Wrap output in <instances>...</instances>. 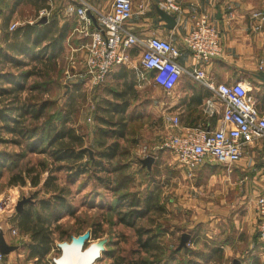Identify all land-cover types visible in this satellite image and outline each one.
<instances>
[{"label":"rangeland","instance_id":"1","mask_svg":"<svg viewBox=\"0 0 264 264\" xmlns=\"http://www.w3.org/2000/svg\"><path fill=\"white\" fill-rule=\"evenodd\" d=\"M179 1L183 7V1ZM259 9L255 11L264 13L262 9ZM3 64L5 69L7 68L11 71L13 69L19 73L20 71H28L34 66L32 63L27 65V67H18L14 66L11 61H5ZM48 66V69H42L46 73L33 75L25 80L26 85L25 90L21 93V102L26 101L25 98L27 97H32V100L38 104L50 101L44 115L38 120L32 119V116L29 115L25 126L30 129L36 126L41 127L43 123L48 122L50 117L65 111L68 112L67 110L69 109L68 116L71 119L67 125L74 126L79 134L84 133L86 142L88 141V145L84 148L94 157V150L89 146V143L95 138L92 133L93 129L101 125L95 119L96 109L101 100L105 98L113 99V96L107 92L109 86H103L104 84L102 83L99 89H96L91 81L89 84L78 86L74 83L62 86L61 82H65L63 64L56 62L51 66L48 63ZM44 82L49 83L44 86ZM1 83L8 87L11 85L10 82L6 83L5 80L3 82L1 80ZM38 84H41L42 87ZM124 87L126 88V86ZM120 88L123 87L121 86ZM136 89L137 95L132 102V108L134 116L137 115V119L132 127V134L130 133L134 136L120 139L122 143L120 150L126 152H122V155L116 158L111 166L108 167L114 168L115 165H123L124 167L119 172L113 171L112 175L111 173L108 174L113 179L111 187L103 183V180H100L104 177L106 171L100 172V175L97 174L101 177L98 179L97 175H95V168L89 167V165L90 171L84 172L76 180H73L70 177L71 171L58 169L59 163H53L52 165V157L45 152L26 153V139L28 138H25L24 141L19 134L7 131L5 126L1 128L0 137L2 141H0V149H7L17 155L24 153V155L19 156V161L17 160L19 169L21 165L26 168L34 163L38 164L41 160H46L50 165L43 172L42 181L38 186H33L30 181H27L26 185H9L8 177L10 172L17 170V167H15L16 169L14 167L11 168L10 164L0 179V203L8 199V202L4 203V208L0 214V224H2L1 222H12L10 223L11 226H9L11 227V233H9L10 230H7V239L11 244H17L24 248L26 242L30 243L32 240L31 234H26L20 227H16L18 226L19 217V212L16 209L18 201L30 197L32 200L25 202L24 209H31L34 215L37 213L45 215L54 209V204L44 208L42 207V201H46L52 198L55 193L61 192L67 197L70 207L68 210H64L58 220L52 222L49 231L53 240V248L51 253L41 261V264H50V261L57 264L58 262L54 260H59L63 256V249L59 246V243L70 242L74 236L87 231L91 232V237L86 240L84 249L89 248L98 240L107 239L105 250L99 251L100 255L93 264H132L141 259L151 262V264L156 262L158 264H188L189 259H193L195 261L194 264H217L219 262L220 264H231L229 263L231 260L226 259L223 261L222 255L219 256L220 259L217 258L212 263L205 260V253H208L209 250L208 245L205 244V239L208 238L206 231H208L209 226L206 228L205 223L195 222L193 218L195 215L198 219L207 217L208 208H211V210L227 208L229 213H234L232 212L233 208H239L240 211L246 209L247 201L239 200V189L241 186L232 190L230 178L223 175L216 173L212 176L208 175V173L199 174L196 172L194 174V171L186 167L183 170L179 163L175 162L176 156L168 150L158 148L160 151L157 154L156 152L150 153V148H148L147 144L157 143L159 147L166 135L173 131L170 119H167L162 114V109L153 100L155 97L166 98L167 95L157 89L156 85L151 82ZM15 97V94H0V101H2L0 105H3V107L12 106ZM154 104H156L155 108ZM140 111L142 112L141 116L137 114ZM99 113V115H106L102 109ZM17 118L20 117L18 116ZM0 125H5L4 121ZM15 139L22 140V143H14ZM130 144H135L131 152L128 150ZM150 156L153 157L151 162L153 167L149 170L152 174H147V172L135 173L134 180L130 185V191L138 192L143 197L142 202H144V197L153 189L154 195L160 196L159 201H154L158 206L156 205L155 210L150 214L140 215L135 222L136 225L124 223L123 218L128 212L129 203L124 200L121 202L122 206H116L117 201L115 199L118 191L113 188V185H116L122 178H126L125 176L131 172L130 170L141 169L143 163H147L145 159ZM131 158H137V162L140 164L137 165L135 162L130 168L125 166ZM50 168H53V172H51ZM51 173H53L54 179L51 180L48 186H45L44 181ZM232 181L234 182V179ZM99 193L103 194V197H100ZM111 202H115V206H112ZM143 204L141 203L138 206L139 209L143 208ZM159 219H163V222L167 221L169 225H167L168 232H161L163 230L157 224ZM190 219H192V222ZM232 224L234 223L225 224L227 232L230 229H234ZM257 225L256 230L258 229ZM140 226H145L148 233L141 240H139L137 233V227ZM13 227L18 229L17 233H13ZM199 230L200 237L197 238ZM253 231H255V228L252 229L251 233ZM155 233L158 235V239H155L154 244L152 243L150 248L147 249L143 246V242L148 236L156 235ZM258 238L257 231L256 239L261 242L260 238ZM27 253H30V251L27 250ZM263 255L264 251L260 252L261 260ZM32 260H26L23 256V258L18 260V264H37L35 260Z\"/></svg>","mask_w":264,"mask_h":264},{"label":"crops","instance_id":"2","mask_svg":"<svg viewBox=\"0 0 264 264\" xmlns=\"http://www.w3.org/2000/svg\"><path fill=\"white\" fill-rule=\"evenodd\" d=\"M132 1L134 13L126 23V27L143 38L153 34L170 37L182 48L179 62L186 68H192V56L183 44V37L192 28L193 14H207L210 21L221 29V41L224 48L223 54L207 65V80L216 84L236 80L245 81L260 107L264 109V81L256 77V73L260 70L259 62L264 58V27L261 30L255 29L258 20L253 16V12L259 8L264 11V0H182L184 13L174 15L176 23L173 27H170L169 22L164 18L160 6L162 0ZM112 2L113 0H1L0 76L5 75L6 71H11L4 68L3 62L11 61L14 66H18L14 64L12 57L22 59L24 62L30 61V64H35L39 59L40 56H34L30 49H24L21 46L26 42L27 28L33 26L36 28L34 33L32 36L27 35L28 39H31L28 42L29 47L33 44V40L37 36L36 33L39 31L45 29L44 33H52L53 38L50 36L43 38V41L37 44L35 52L44 49L45 51L41 55L44 61L55 58V63L63 64L65 82H61L62 86L73 83L77 86L89 84L90 80L83 74V70L87 56L86 44L91 37L79 30L83 25L77 13L78 8L93 6L108 11L111 9ZM97 26V23H94L92 28ZM36 30L38 31L36 32ZM52 54L55 56L51 57ZM130 54L132 60L116 67L103 86L115 88L123 85L125 80L121 78V70H124L133 75L134 78L131 80L135 83L136 91V88L151 82L156 85L157 89L166 93V98L155 97L153 100L162 109V114L167 119L171 114H179L182 128L192 126L217 128L220 126L221 115H210L205 110L204 99L214 95V92L206 84L185 75L173 90L166 91L160 85L155 84L152 81V76L147 72H145V78H140L138 75L139 68L137 67L140 65L141 59L139 49H132ZM23 67H27V65H23ZM12 72L15 70L12 69ZM99 86L94 85L93 87L99 89ZM107 92L110 93L109 90ZM131 101L133 102L134 99ZM132 105L128 108V112L134 111ZM155 107L156 104H154ZM137 114L141 116L142 112H137ZM86 145H88V141ZM147 145L150 148V153L156 152L157 154L160 151L157 143ZM84 147L83 149H85ZM136 164H140L137 159ZM179 165L185 170L181 164ZM152 167L151 164L143 163L145 170L149 171ZM190 170L194 171V174L195 172L208 173V175L214 176L217 173L230 178L231 189L235 190L236 187L241 186L240 193L238 192L239 200L248 203L246 209H242L245 211L232 207V212H239L235 214L229 213L227 208L222 210L208 208L207 217L198 219L195 215L193 218L195 222L205 223L206 228L209 226L206 231L208 238L205 239V244L209 247L208 253L221 252L222 260H231L229 262L231 264H249L257 259L261 260L259 255L264 251V246L256 239L258 223L256 201L257 197L264 193V138L255 139L247 144L242 159L234 163L233 166L205 163ZM190 221L192 222V219ZM230 222L235 224H232L234 229L227 232L225 224ZM1 223L3 225L1 224L0 233L3 232L8 244L16 246L9 254H5V264H18V260L23 256L26 260L33 259L36 262V259L30 258L27 253V250L30 251L27 246L29 242H26V246L22 248L17 244H11L7 239V230H10L9 233H11L9 226L12 222ZM16 227L18 228V226ZM253 228L255 231L251 233ZM199 233L200 230L197 238L200 237ZM260 248L263 250L260 251ZM262 258L261 261L264 263V255ZM54 261L57 262V259ZM213 261L209 260L211 263ZM50 264H54L53 261H50Z\"/></svg>","mask_w":264,"mask_h":264},{"label":"built area","instance_id":"3","mask_svg":"<svg viewBox=\"0 0 264 264\" xmlns=\"http://www.w3.org/2000/svg\"><path fill=\"white\" fill-rule=\"evenodd\" d=\"M160 6L172 15L184 13L179 0H162ZM89 10L96 19L98 26L95 28H92L95 21L88 14ZM77 13L83 25L79 30L91 37L86 44L83 74L92 84L104 83L116 67L132 60L130 52L138 48L140 78H145L146 70H153L152 81L171 91L184 75H189L214 92L204 99V107L210 115H221L217 128H182L179 114L168 116L173 131L166 135L159 148L172 152L183 167L195 169L205 163L233 165L242 159L247 144L264 138V112L248 84L243 80L217 84L207 80V65L224 51L221 29L207 14H193L192 28L183 37V44L192 56V68H186L179 62L182 48L170 37L153 34L143 38L126 27L134 13L132 0H113L108 11L83 6ZM253 16L258 20L255 29L261 30L264 13L254 11ZM259 69L264 70V58L259 62ZM7 200L0 203V214ZM256 211L257 231L264 246V193L257 197ZM17 231L13 227V233ZM0 264H5V254L1 250Z\"/></svg>","mask_w":264,"mask_h":264},{"label":"trees","instance_id":"4","mask_svg":"<svg viewBox=\"0 0 264 264\" xmlns=\"http://www.w3.org/2000/svg\"><path fill=\"white\" fill-rule=\"evenodd\" d=\"M35 29L36 28L33 26H29L27 28L26 42L22 43L21 45L24 49H30V52L34 56H40L39 59L36 60L34 66L28 71H20V73L6 71L5 75L0 76V94L7 93L15 94L16 96L12 106L10 105L9 107H3V105H0V124L2 121H4L5 124L0 125V130L1 128H4L3 126H5V129L7 131L19 134L22 140L25 141V138H28L26 139V153L45 152L47 155H50V157H52V165L53 163H59L58 169L70 170V177L73 178V180H76L84 172L90 171V166L96 169H94V171H96L95 175H100V172L106 171L107 175L105 174L104 177H102V179L100 180H103V183L111 187L113 179L108 174L111 173L112 175L113 171L119 172L124 167L123 165H115L114 168L108 167L111 166L116 158L122 155V152H126L120 150L122 144L120 139L134 136L131 134L133 131L132 127L134 126V122H136L137 119V115L134 116L133 111L128 112V108L132 105L131 99H135L137 95V91L134 89L135 83H133V81L131 80V78L133 79L134 77L131 73L121 70V78L125 80L124 84L120 85L119 87L107 89L113 96V99L105 98L101 100L97 105L98 107L96 109L97 111L95 119L101 125H98L97 128L93 129L92 133L95 138L92 139L91 143H89V146H91L94 150V157L90 155L89 151L83 149V147L86 145V138L84 133L79 134L74 126L67 125L68 121L71 119V117L69 118L68 116L69 109L67 110L68 112L65 111L66 113L62 112L58 113L59 115L50 117L48 122L43 123V126H36L33 129H30L25 126L28 116L31 115L32 119L35 120L40 119L44 115L46 108L50 104V101H44L43 103L38 104L32 100V97H27L25 98L26 101L21 102V93L25 90L26 85L25 80L33 75L46 73L42 71V69H48V63H50L51 66H53L55 63V58L46 59V61H44V58H41V55L45 51L44 49L42 51L40 49L35 52L36 48L38 47L37 44L42 42L43 38H47L48 36H50V38H53L52 33H44L45 29L39 31L38 33H36L37 36L33 40V44L30 47L28 46V42H30L31 39H28L27 35L32 36V33H34ZM37 31L38 30H36V32ZM19 50L24 51L22 49ZM36 53L39 54L36 55ZM53 55L54 54H52L51 57L55 56ZM12 61L19 67L30 64V61L24 62L22 59H14L13 57ZM146 72L149 75L153 76V70H146ZM1 80L2 82L3 80H5L6 83L10 82V87L4 86L1 83ZM48 83L49 82H44L43 84L44 86H46V84ZM38 85L41 86V84ZM121 86L123 88H120ZM124 86H126V88ZM1 102L2 101H0V104ZM259 108L262 112H264V109H262L260 105ZM101 109L103 112H105L106 115H99ZM18 116L20 118H17ZM22 140L15 139L14 143H22ZM0 141H2L1 137ZM133 146H135V144H130V146L128 147L129 152H131ZM22 155H24V153L17 155L11 153L7 149H0V179L2 178L10 164L11 168L17 167V170H13L10 172L8 177L9 185H26L27 181H30L33 186H38L42 181L43 172L48 169V166L50 167L49 163H47L46 160H41L38 162V164L34 163L33 165L26 168L22 167L21 165V168L19 169L18 159L19 156ZM136 159L137 158H131L130 161H127L125 166L130 168L131 165L136 162ZM141 167V169L139 168L130 170L131 172H129V174L125 176L126 178H122L117 182L116 185H113V188L118 191L115 199L117 201L116 206H122L123 204L121 202H123L124 200H127V203H129V209L128 212H126V214L124 215L123 222L131 225L135 224L137 218L140 215H147L153 212L155 210V206H158V204H155L156 202L154 201L160 200V196L154 195L153 189H151L152 191L150 190V192L147 193V196L144 197V202H142L143 197L138 192L130 191V185L134 180V176L136 175L135 173L147 172V174H152V172L145 170L143 166ZM50 170L51 172H53V168H50ZM98 175L97 178H101ZM52 179H54L53 173H51L50 176L44 181V185L48 186ZM98 195L100 197H103V194L101 193H99ZM141 203H144V206L142 205L143 208L139 209L138 206ZM51 204H54V209L46 213L45 215H40V213L34 215L31 209H24L23 211H20L18 213L19 217L17 225L24 233L31 234L32 240L27 245L30 249L29 257L36 259L37 264H41V261L46 258L47 255L52 251L53 240L51 238V232L49 231L52 222L58 220L63 214L64 210H68L70 207L69 202L67 201V197H65L64 193L61 192L58 194L55 193L52 198L46 201H42V207L44 208L49 207ZM114 204L115 202L112 203V206H115ZM157 224L163 230L161 232L165 233L167 231V221L163 222V219H159ZM137 233L139 240L144 238L145 234H148L145 226L137 227ZM155 239H158L157 234L148 236L143 242V246L149 249L150 245H152ZM197 254L199 255V253ZM205 254L206 261H215L217 258L220 259L219 256L222 255L221 252L217 251L216 254ZM194 263L195 261H193V259L188 260V264ZM132 264H151V262L141 259L133 262ZM155 264H158V262H156ZM217 264H220V262ZM250 264L264 263L261 260L257 259V261L251 262Z\"/></svg>","mask_w":264,"mask_h":264},{"label":"water","instance_id":"5","mask_svg":"<svg viewBox=\"0 0 264 264\" xmlns=\"http://www.w3.org/2000/svg\"><path fill=\"white\" fill-rule=\"evenodd\" d=\"M161 10L164 13V18L169 22V26L173 27L175 25V23H176L175 16L170 14V13H168V12H166L162 8H161ZM88 14L91 17H93V19L95 21V24H96V19H95L94 15L92 14V12L88 11ZM256 77L264 81V70H259L256 73ZM152 160H153V157L150 156L147 159H145V162H147L148 164H151ZM31 200L32 199L30 197L24 198L22 200H19L18 203H17V206H16L17 211L18 212L23 211L25 202L31 201ZM90 237H91V232L87 231V232H85L83 234H80L78 236H74L70 242L64 241V242L59 243V246L63 250H64V247H66V246L68 247L71 243L78 244V245L83 247L85 242H86V240L89 239ZM106 243H107V239H101V240H98L97 243H95V244L98 247V249L102 252L103 250H105V244ZM15 248H16V246L10 245V244H8L6 242L3 232H1L0 233V250H1V252H3L4 254H9ZM98 257H99V255H98Z\"/></svg>","mask_w":264,"mask_h":264},{"label":"bare ground","instance_id":"6","mask_svg":"<svg viewBox=\"0 0 264 264\" xmlns=\"http://www.w3.org/2000/svg\"><path fill=\"white\" fill-rule=\"evenodd\" d=\"M95 243L97 242L87 249H84V246L71 243L68 247H64L63 256L57 262L60 264H93L100 255V250Z\"/></svg>","mask_w":264,"mask_h":264}]
</instances>
